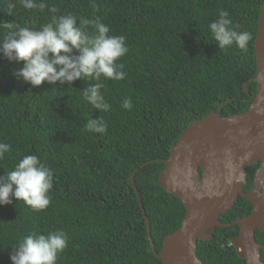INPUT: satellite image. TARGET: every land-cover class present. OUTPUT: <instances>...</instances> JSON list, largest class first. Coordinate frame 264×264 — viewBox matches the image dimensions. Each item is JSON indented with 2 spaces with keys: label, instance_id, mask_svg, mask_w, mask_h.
I'll return each mask as SVG.
<instances>
[{
  "label": "trees",
  "instance_id": "trees-1",
  "mask_svg": "<svg viewBox=\"0 0 264 264\" xmlns=\"http://www.w3.org/2000/svg\"><path fill=\"white\" fill-rule=\"evenodd\" d=\"M45 3L43 12L17 5L10 16L0 0V20L39 28L53 15L71 14L78 26L98 18L109 26V35L126 37L128 52L119 63L127 76L103 81L110 108L101 112L83 96L94 81L32 88L13 75L22 65L0 55V142L11 145L0 159V176L25 155H37L53 172L47 209L33 211L15 198L0 206V264H12V247L32 231L65 232L67 247L56 264H165L156 254L165 237L182 227L186 211L158 184L164 161L191 123L214 111L224 118L242 114L254 102L255 42L264 0ZM220 10L230 13L238 31L251 34L246 51L235 45L219 49L212 39L208 24ZM129 97L133 107L125 110L121 104ZM98 118L106 132L85 131L87 121ZM241 202L220 222L241 219L238 206L247 204ZM237 234L236 226L217 228L211 240L198 242V258L204 264H247L231 245Z\"/></svg>",
  "mask_w": 264,
  "mask_h": 264
},
{
  "label": "clouds",
  "instance_id": "clouds-1",
  "mask_svg": "<svg viewBox=\"0 0 264 264\" xmlns=\"http://www.w3.org/2000/svg\"><path fill=\"white\" fill-rule=\"evenodd\" d=\"M19 5L25 10L43 12L48 5L45 0H5L6 12L14 15ZM95 6V5H93ZM56 13L57 9H49ZM92 31H86L87 26ZM230 13L220 10L218 18L208 24V30L219 49L233 45L246 51L252 36L247 31H238ZM110 28L98 18L83 20L78 26L77 18L71 14L53 15L51 22L39 28L20 26L15 22L0 20V55L9 62L22 66L13 72L16 79L37 88L43 83L60 86L71 85L77 80L94 81L83 91L84 99L96 110L106 112L110 105L105 101L101 89L103 81H120L127 73L119 63L128 48L124 35H109ZM75 53V54H74ZM121 107L131 110V98H125ZM107 125L101 119H89L85 131L103 134ZM11 145L0 142V159L9 152ZM53 188V172L41 162L37 155H25L12 170L0 176V206L23 201L33 211L48 208ZM67 236L63 231L42 234L32 231L14 247L12 264H56L58 255L67 247Z\"/></svg>",
  "mask_w": 264,
  "mask_h": 264
},
{
  "label": "water",
  "instance_id": "water-1",
  "mask_svg": "<svg viewBox=\"0 0 264 264\" xmlns=\"http://www.w3.org/2000/svg\"><path fill=\"white\" fill-rule=\"evenodd\" d=\"M255 53L258 96L253 107L226 118L214 111L191 123L164 161L158 184L178 198L186 211L182 227L165 237L161 252L155 253L165 264H204L196 253L198 242L211 240L217 228L231 226L240 228L239 236L231 241L239 257L247 264H261L255 232H264V203L246 194L243 184L246 166L264 160V6ZM131 182L135 187L133 176ZM240 196L254 205L253 214L232 224L221 223V214L230 211ZM144 217L150 235L145 212Z\"/></svg>",
  "mask_w": 264,
  "mask_h": 264
},
{
  "label": "flooded vegetation",
  "instance_id": "flooded-vegetation-1",
  "mask_svg": "<svg viewBox=\"0 0 264 264\" xmlns=\"http://www.w3.org/2000/svg\"><path fill=\"white\" fill-rule=\"evenodd\" d=\"M256 77H257V61H256V76H255V78ZM255 78L253 79L254 81H255ZM257 96H258V84H257V94L254 96V102L251 104L249 109H251L253 107ZM243 190L246 194H250V195L254 194L256 196V201H258L260 203H264V160L263 161L261 160V161H258L256 163H252V164L246 166ZM241 199L246 201V203H247V204H245L244 207H242V209L240 206H238L239 211L242 214V217H241V219H242V218L248 217V216L253 214L254 205L251 202H249L248 200H246L243 196H240L238 199V202L235 204V206L239 205V204L242 205ZM235 206L233 208H235ZM236 227H238V226H236ZM239 233H240V228L238 227V234H237L236 238L239 236ZM255 239H256L257 246L259 248L260 263L264 264V232L257 229L255 232ZM236 251L238 254L237 248H236ZM241 259H244L247 262V260L245 258H241Z\"/></svg>",
  "mask_w": 264,
  "mask_h": 264
}]
</instances>
